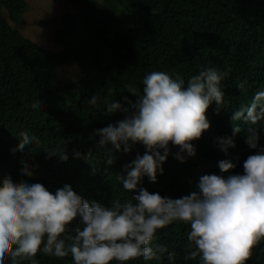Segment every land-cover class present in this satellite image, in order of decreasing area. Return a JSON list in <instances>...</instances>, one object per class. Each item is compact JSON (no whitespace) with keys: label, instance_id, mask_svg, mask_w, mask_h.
Listing matches in <instances>:
<instances>
[{"label":"trees","instance_id":"trees-1","mask_svg":"<svg viewBox=\"0 0 264 264\" xmlns=\"http://www.w3.org/2000/svg\"><path fill=\"white\" fill-rule=\"evenodd\" d=\"M71 2L80 21L72 25L73 32L60 29L54 34L53 42L62 51H52L25 38L6 20L19 22L27 7L24 0H0V180L41 183L53 193L67 184L82 199L107 207L115 201L127 203L139 188L171 199L187 196L202 175H220L218 163L224 160L234 165L225 175H242L244 161L264 149V122L254 126L260 139L253 149L245 142L250 125L231 120L235 110L247 107L255 93L264 90V0ZM70 63L81 67L77 78L55 83L57 71ZM208 67L227 74L222 81L224 105L219 114L214 103L207 109L210 127L192 141L196 155L181 163L174 159L178 147L170 143L157 181L144 177L135 192L125 191L118 176L126 175L125 166L142 156L145 148L138 143L124 153L110 144L98 147L96 130L115 125L126 115L107 113L106 106L114 100L123 103L124 97L134 103L129 87L141 91L142 80L153 71L186 80ZM93 95L95 105L89 103ZM234 126L240 133L233 137ZM22 131L39 140L27 152L16 150ZM223 137H233L235 143L227 154L217 145ZM61 149L66 161L46 152ZM109 155L111 165L106 163ZM26 168L31 176L24 174ZM188 230L179 222L158 230L152 246L166 251L158 259L138 258L127 264H199L198 257L190 256ZM34 260L72 264L70 256L56 258L42 252ZM16 264L32 261L18 258ZM245 264H264V240L251 249Z\"/></svg>","mask_w":264,"mask_h":264},{"label":"clouds","instance_id":"clouds-1","mask_svg":"<svg viewBox=\"0 0 264 264\" xmlns=\"http://www.w3.org/2000/svg\"><path fill=\"white\" fill-rule=\"evenodd\" d=\"M226 75L215 67L186 80L153 71L142 80L141 91L129 87L134 103L124 97L123 103L114 100L106 106L107 113L126 115L115 125L96 130L98 147L110 144L124 153L138 143L145 148L142 156L125 166L126 175L118 176L125 191L135 192L144 177L157 181L170 143L178 147L174 159L181 163L196 155L192 141L210 127L207 109L213 103L217 114L223 109ZM96 102L93 95L89 103ZM231 120L250 125L245 142L256 148L260 135L254 126L264 122V90L257 91L247 107L235 110ZM238 133L240 127L234 126L233 137ZM233 137L217 139L221 152L227 154L235 147ZM18 139L16 150L21 152L39 143L28 131L20 132ZM46 152L68 159L63 149ZM106 163H113L110 155ZM218 167L220 175H202L196 190L187 196L171 199L139 188L127 203L115 201L107 207L82 199L67 184L53 193L41 183H16L5 177L0 180V264L9 259L16 264L18 258L35 264L38 252L70 256L72 264L151 261L166 251L152 246L157 231L177 222L188 226L190 256L198 257L199 264H245L251 249L264 240V149L244 161L242 175H225L234 167L230 161H220ZM24 174L32 175L27 168ZM168 258L172 259V253Z\"/></svg>","mask_w":264,"mask_h":264},{"label":"rangeland","instance_id":"rangeland-1","mask_svg":"<svg viewBox=\"0 0 264 264\" xmlns=\"http://www.w3.org/2000/svg\"><path fill=\"white\" fill-rule=\"evenodd\" d=\"M27 7L17 24L6 18L12 28L16 29L25 38L30 39L39 46L52 50L62 51V48L53 42L54 34L60 29L72 31V25L80 21L78 9L71 0H24ZM99 6H103L101 1H97ZM69 39V37H65ZM81 70L78 63H70L59 69L56 73V81L70 82L77 78Z\"/></svg>","mask_w":264,"mask_h":264}]
</instances>
